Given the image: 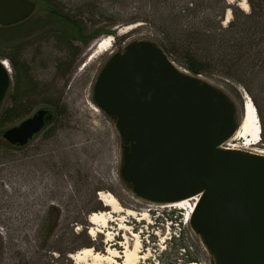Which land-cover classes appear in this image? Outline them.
Segmentation results:
<instances>
[{"label":"rangeland","instance_id":"1","mask_svg":"<svg viewBox=\"0 0 264 264\" xmlns=\"http://www.w3.org/2000/svg\"><path fill=\"white\" fill-rule=\"evenodd\" d=\"M31 1L35 9L30 16L0 30V59H6L10 68V85L0 113L13 105L11 95L19 84L28 88L22 102L30 106L13 120L0 121V264H83L69 254L84 247L101 254L97 264H162L175 261L177 241L173 238L180 231H184V243L199 248V261L188 264H211L188 219L185 221L194 202L182 207L150 204L133 195L119 174L121 141L115 123L100 109L91 108L95 106L96 77L112 54L132 40L160 42L152 24L129 23L136 16H146L144 0H54L62 12L79 20L84 40L69 23L49 16L50 2ZM227 2L239 7L240 0ZM215 6L199 11L197 26H204L199 21L205 13L217 16L220 7ZM227 11L231 10L224 13L223 25L231 19V14L226 19ZM190 21L196 20L188 18L185 23ZM130 25L134 26L125 30ZM105 36L113 38L110 50L85 64L95 42ZM196 76L229 95L241 119L245 95L250 97L240 85L218 75ZM51 103L57 104V113ZM38 109H48L52 118L28 143L8 144L2 137L4 130ZM243 143V139L230 138L225 146ZM250 148L264 151L261 134L260 142ZM101 193L112 194L123 210L112 213V220L91 236L88 216L110 211L99 200ZM120 219L127 230L119 228ZM178 256L175 263L182 264L183 256ZM189 256L196 257L193 246Z\"/></svg>","mask_w":264,"mask_h":264},{"label":"water","instance_id":"2","mask_svg":"<svg viewBox=\"0 0 264 264\" xmlns=\"http://www.w3.org/2000/svg\"><path fill=\"white\" fill-rule=\"evenodd\" d=\"M34 9L31 0H0V26ZM9 85L0 60V104ZM92 100L115 123L119 174L133 195L159 205L196 197L188 225L211 264H264V154L223 146L240 123L229 95L137 39L106 61ZM49 116L38 109L2 137L22 146Z\"/></svg>","mask_w":264,"mask_h":264},{"label":"trees","instance_id":"3","mask_svg":"<svg viewBox=\"0 0 264 264\" xmlns=\"http://www.w3.org/2000/svg\"><path fill=\"white\" fill-rule=\"evenodd\" d=\"M47 1L51 4L48 8L49 16L69 23L84 40L81 37L83 27L79 20L62 12L61 8L55 5L59 3L54 0ZM247 3L248 12L230 5L227 0H144L146 16H136L129 23L143 21L152 24L158 29L155 32L160 41L158 45L192 74L218 75L240 85L256 108L264 142V0H247ZM215 4L220 7L217 16L205 13L199 21L204 26H197L199 11H207L212 9V6L216 8ZM227 9L231 10V19L223 25L222 17ZM188 18H194L196 21L185 23ZM4 28L0 26V30ZM9 59L14 67L19 68L20 64L12 58ZM71 63H68L65 71ZM19 85L15 86L16 89L11 95L13 105L1 111L0 121L13 120L24 114V107H30L26 102H22V96L28 88L25 84ZM49 106L57 113V104L51 103ZM183 234L184 231H180L178 237L173 238L177 241L175 261L166 260L162 261V264H176L178 255L183 256L182 264L199 261V248L191 242L190 247L184 243ZM192 246L196 257L189 256Z\"/></svg>","mask_w":264,"mask_h":264},{"label":"bare ground","instance_id":"4","mask_svg":"<svg viewBox=\"0 0 264 264\" xmlns=\"http://www.w3.org/2000/svg\"><path fill=\"white\" fill-rule=\"evenodd\" d=\"M238 5L243 10L247 11V4L245 3L244 0H240ZM226 15H227L226 19L229 20L230 18L229 11H227ZM133 26L134 25L127 26L125 30H129ZM112 43H113V38L111 36L108 37L105 36L100 38L98 41H96L95 44L93 45L91 53L88 56L85 64H87L96 56L109 51L110 48L112 47ZM4 65L6 68L10 69L8 67V63L4 62ZM245 100L246 102L243 101V111H242L240 123L238 125V128L231 137V140L243 139L244 143L241 146H229V147L227 146V147L231 149H240V150H246L248 152L264 154V151L262 150H256L250 148V146L257 145L260 142L259 140H260L261 126H260V121L258 119L256 108L254 107V105L251 104V102L249 101L246 95H245ZM91 108L95 112L100 111L99 108L95 106H92ZM99 200L103 203V205L107 206L110 211L109 213L106 211L93 212L88 216L87 220L93 226L89 231V234L91 236H94V234L97 232L100 233L101 232L100 228L105 227L107 223L110 220H112L110 217L112 213H118L123 210L118 200L110 193L99 194ZM190 201H193L195 203V201H197V198L191 197L179 202L171 203L170 205L182 207L183 204H186L187 202ZM191 207L193 208V204H191ZM126 211L127 213L132 214L130 209H127ZM190 212L191 210H189L187 219L190 215ZM119 228L125 230L128 229L127 224H125V221H123V219L119 220ZM126 255L127 256L129 255L128 251ZM69 256L71 257V259L80 261L83 264H97L98 258L101 257V254L92 252L91 247H84L72 254H69Z\"/></svg>","mask_w":264,"mask_h":264},{"label":"flooded vegetation","instance_id":"5","mask_svg":"<svg viewBox=\"0 0 264 264\" xmlns=\"http://www.w3.org/2000/svg\"><path fill=\"white\" fill-rule=\"evenodd\" d=\"M16 24H18V23H16ZM15 25V24H14ZM10 26H12V25H10ZM7 27H9V26H7ZM8 58H10V57H8ZM9 61L11 62V60L9 59ZM9 63V62H8ZM52 118V115L50 114V116H49V118L47 119V120H45V123H44V126L46 125V123L49 121V119H51ZM35 135V134H34ZM33 135V136H34ZM33 136H32V138H33ZM32 138H30L29 140H28V142L32 139ZM7 142V141H6ZM27 142V143H28ZM8 143V142H7ZM8 144H10V143H8ZM10 145H12V146H19L18 144H10Z\"/></svg>","mask_w":264,"mask_h":264}]
</instances>
